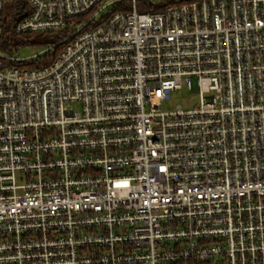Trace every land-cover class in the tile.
Segmentation results:
<instances>
[{"label":"built area","instance_id":"obj_1","mask_svg":"<svg viewBox=\"0 0 264 264\" xmlns=\"http://www.w3.org/2000/svg\"><path fill=\"white\" fill-rule=\"evenodd\" d=\"M20 1L74 20L0 51V264H264V0Z\"/></svg>","mask_w":264,"mask_h":264},{"label":"trees","instance_id":"obj_2","mask_svg":"<svg viewBox=\"0 0 264 264\" xmlns=\"http://www.w3.org/2000/svg\"><path fill=\"white\" fill-rule=\"evenodd\" d=\"M188 1L192 0H170L169 3L174 4V3H187ZM23 6V3L20 0H5L4 1V6L2 10V19H4V28L3 32L0 36V47L2 49H7L8 51L11 50L12 46H20V45H34L36 43L48 46V44L56 43L60 38L59 35H66L70 29V24L72 20L74 19H69L67 21L68 25L64 27L63 29L60 30V33L58 35L53 36L50 32L46 37H44L41 40L38 39H33V40H19V42H13L11 40V37L8 35L9 34H18L14 31L13 28L10 26L11 22V16H13L19 8ZM115 9H117L115 7ZM139 9L142 10V7H139ZM64 43L62 44H57L51 47L48 52H46L44 55L34 59V61L30 62H25L23 65L26 67H35V66H45L48 65L49 62H51L59 53V51L62 49Z\"/></svg>","mask_w":264,"mask_h":264},{"label":"rangeland","instance_id":"obj_3","mask_svg":"<svg viewBox=\"0 0 264 264\" xmlns=\"http://www.w3.org/2000/svg\"><path fill=\"white\" fill-rule=\"evenodd\" d=\"M47 33H40V32H21L19 34H9L8 37H11V40L13 42H19V40H33L38 39L41 40L44 37L48 35ZM53 36L58 35L60 31L58 30H52L50 32ZM44 47V45L41 44H34V45H20V46H12L11 50L8 51L7 49H2L0 47V51L3 53H11L15 55L16 57L20 56H31L34 54V52L41 50ZM199 101V95L197 92L196 87H194L192 90L187 89L186 87H183L179 89L176 92H173L172 98L170 100H167L164 102V109L165 110H174L178 106V104H181L185 109L192 108L194 105H196Z\"/></svg>","mask_w":264,"mask_h":264}]
</instances>
